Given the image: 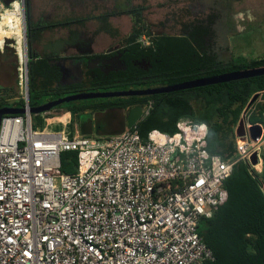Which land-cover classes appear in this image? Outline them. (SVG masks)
<instances>
[{
	"label": "built area",
	"instance_id": "obj_1",
	"mask_svg": "<svg viewBox=\"0 0 264 264\" xmlns=\"http://www.w3.org/2000/svg\"><path fill=\"white\" fill-rule=\"evenodd\" d=\"M139 42L146 46L149 36ZM26 112L0 117V264H205L200 234L228 199L225 181L261 147L246 127L239 158L207 149L205 124L182 118L169 134L137 126L103 137L33 127L28 64L19 68ZM150 113L152 102L144 107ZM63 121V120H62ZM68 121L64 125H68ZM76 152V172L61 154ZM257 153L258 163L251 157Z\"/></svg>",
	"mask_w": 264,
	"mask_h": 264
},
{
	"label": "trees",
	"instance_id": "obj_2",
	"mask_svg": "<svg viewBox=\"0 0 264 264\" xmlns=\"http://www.w3.org/2000/svg\"><path fill=\"white\" fill-rule=\"evenodd\" d=\"M1 1L7 8L13 2ZM145 1L95 17L36 21L32 18V1L25 0L30 107L40 105L35 102L37 97H63L67 93L89 92L87 87L130 84H153V87H159L237 70L264 67V55L218 59L210 51L207 41L212 33L211 27L204 23H197L187 33L152 37V32L145 24L144 14L148 10ZM13 13L16 12H9ZM116 13L129 15L133 22L129 35L123 41L127 69L106 75L97 70L94 77L84 84L61 85V70L52 63L61 57L54 53H38L35 48L44 33L67 29L71 40H75L80 34L78 27H83L87 21L95 19L100 24L97 32L117 34L118 30L110 24V18ZM212 21L213 15L210 16V22ZM2 25L4 23L1 21L0 29ZM7 29L11 34H15L11 27ZM142 35L152 37L150 46L143 47L139 42ZM19 41L22 43V37ZM142 58H147L152 67L146 70L134 64L133 60ZM7 89L1 88L3 92ZM256 94H259L258 98L248 106ZM10 98L12 97L7 99ZM7 99L0 101V108L25 106L23 99L13 104ZM150 102V113L136 125L143 139L146 140L152 130L173 134L178 130V122L182 118H191L195 123L207 126V149L211 154L221 155L227 161L236 160L240 153L237 144L239 138L235 131L240 120L243 118L246 125L264 126V75L152 96L92 99L89 103L71 102L58 107L67 108L66 113L71 112V124L80 112L94 113L97 121L95 129L99 133L103 129L102 122L114 118L118 120V113L121 115L118 120L121 128L113 132L116 135L129 129L125 115L128 110L136 106L145 107ZM44 114L32 115L33 127H43L45 118L53 117ZM79 126L83 136L93 134V124L90 121H79ZM87 127L89 131L84 132ZM77 159L76 152L62 153V172L75 173ZM224 185L228 191L227 201L215 210L211 218L201 220L200 234L214 254V260L205 264H264V174L252 168L247 160L240 159L234 164L232 175Z\"/></svg>",
	"mask_w": 264,
	"mask_h": 264
},
{
	"label": "rangeland",
	"instance_id": "obj_3",
	"mask_svg": "<svg viewBox=\"0 0 264 264\" xmlns=\"http://www.w3.org/2000/svg\"><path fill=\"white\" fill-rule=\"evenodd\" d=\"M9 8L0 0V22L2 21L4 25H2L0 29V101L8 97H12L7 99L10 104L14 102H19L22 100L24 92L20 88L19 84V68L21 64L25 63V58L23 55V46L20 43L19 38L22 37L23 33V23H24V5L22 0H12ZM100 1V4H99ZM32 0L34 7L36 8L37 3L41 4H49L50 11H45L41 13L40 11H35L36 14H42L44 18L51 20H61L67 17H86L92 16L100 13L102 11V7L106 8L109 5L106 4L107 1L104 0ZM178 2V0H175ZM188 0H180L182 4L180 7L184 6ZM119 8L125 7L126 4L132 3L133 0H118ZM165 0H150L149 8L146 13V17L154 22V28L167 30L171 35L181 34L183 27H180V24L174 25L173 23L168 24L167 26H163V21H166V16L169 15L170 12H175L174 9L172 11L164 8L163 3ZM25 3V2H24ZM220 5H223V11L227 10L224 14L225 19L220 20L216 25L213 49L216 53H218L219 58L221 60H227L236 56L243 57H260L264 55V0H220ZM179 9V8H178ZM14 10L13 14H9L10 11ZM23 11V17H22ZM178 11V10H177ZM181 15H185V18L191 16V12L189 10H181L179 11ZM206 16H201V19ZM185 18H180V20H185ZM158 20L161 21L158 24ZM122 33H124V37L130 33V24L127 19H121ZM94 26H97L96 21L92 19L89 21L86 26L83 28L78 27V31L84 33L86 35L92 34V30H94ZM7 27H11L15 30V34H11ZM77 28V27H75ZM85 30V32H83ZM46 39L40 44H36L35 48L38 53H49L47 50V45L50 38H61L69 35V31L67 29H58L52 32H45ZM66 41V40H65ZM63 44V45H62ZM115 45V44H114ZM47 46V47H46ZM49 50L57 51L58 56L65 49L69 52L67 43H56L50 45ZM25 47V44H24ZM46 47V48H45ZM45 48V49H44ZM62 55V54H61ZM8 88L7 91L3 92L1 88ZM145 87H153V84H130V85H110V86H100L95 88L87 87L86 90L89 92H114L120 90H130V89H143ZM158 87V86H156ZM71 95V93H67L65 96ZM64 97V96H63ZM59 95H52L49 97H37L35 99L36 103H46L49 102L46 99L56 100ZM26 103V100L23 99ZM91 100H81L75 101L74 104L80 103H89ZM11 107V106H6ZM64 112H68V109L65 107L55 108L47 113L44 116H58L60 117ZM124 114V113H123ZM116 116L120 119L121 115L116 113ZM120 116V117H119ZM57 119V118H56ZM118 119V120H119ZM115 118L112 119L114 122H118ZM65 121H69V116H67L66 120H61L60 122H51L45 123L44 127H48L50 130L54 131H62L68 130L71 133L74 131V123H78V121H87L93 124V133L94 137H103V134L96 133L95 127L97 126V121L94 113L80 112L76 115L74 123L70 122L68 125H64ZM104 124V123H103ZM121 128L120 124L118 127L114 128L113 131H118ZM237 128V127H236ZM264 128V126H263ZM73 134V133H72ZM114 134V133H113ZM264 140V134H263ZM240 140H238V143ZM261 155V165L257 167V169L261 172L260 174H264V142L260 151Z\"/></svg>",
	"mask_w": 264,
	"mask_h": 264
},
{
	"label": "flooded vegetation",
	"instance_id": "obj_4",
	"mask_svg": "<svg viewBox=\"0 0 264 264\" xmlns=\"http://www.w3.org/2000/svg\"><path fill=\"white\" fill-rule=\"evenodd\" d=\"M141 2L143 0H140ZM150 0H146L145 3L148 5L149 8V2ZM176 2L175 0H165L163 5L165 6L164 8H167L168 10L172 11L171 9H174L175 12H170L168 16H166V21L163 20H158V24L163 21L162 25L167 26L170 23H173L174 25L180 24V27H183L182 33L184 32H189L194 25L197 23H204L206 25H210L212 33L210 37L207 38V41L209 42V48L210 51L217 56L218 59L219 55L216 53L213 49V45L211 43L214 42V36H215V30H216V25L220 20L225 19V11L222 13L223 5H220V0H188L186 3H184V6L182 8L180 5L182 4L181 2ZM133 6L137 5L136 0H133L132 3H129L128 5L126 4L125 7L121 9H125L128 6ZM179 8V9H178ZM121 9L108 12V13H113L117 12ZM189 10L191 12V16L188 18H185V15H181L179 11L181 10ZM178 10V11H177ZM148 11V10H147ZM146 11V12H147ZM125 15V14H123ZM118 13L113 15L111 18H120L121 16ZM145 15V24L149 27V30L152 32V37L155 36H162V35H171L170 33L167 32V30H163L160 28H154V22H152L150 19L146 17ZM214 16V21L210 22V16ZM129 16V15H127ZM201 16H206L201 19ZM130 17V16H129ZM185 18V20H180V18ZM110 18V19H111ZM131 18V17H130ZM132 20V18H131ZM92 21V20H89ZM87 21V22H89ZM133 25V22H132ZM189 27V28H188ZM118 30V29H117ZM100 33V32H99ZM83 35V33L80 32L79 36ZM117 36H120L119 30L118 33L116 34ZM129 35V34H128ZM127 35V36H128ZM174 35V34H173ZM152 37H149V44L143 47L150 46L152 44ZM126 36L124 37V39ZM118 45H112V47L108 48V52L106 54H100V55H92V56H85V55H80L76 57H66V58H61L59 59L61 68L64 70L65 77L63 78V74L61 77L60 82L62 83H67L64 84L65 86H71V85H78V84H84L86 83L89 78H93L95 75V72L98 70L100 72H103L105 75L110 74L113 72H119L120 70H126L127 69V64H126V59H125V45H123V41ZM147 58H142L141 60L135 59L134 64L139 65L146 70L149 69V67H152L150 61L146 60ZM82 70V77L78 75L79 70ZM61 70V69H60ZM62 71V70H61ZM75 81H80V82H75Z\"/></svg>",
	"mask_w": 264,
	"mask_h": 264
},
{
	"label": "water",
	"instance_id": "obj_5",
	"mask_svg": "<svg viewBox=\"0 0 264 264\" xmlns=\"http://www.w3.org/2000/svg\"><path fill=\"white\" fill-rule=\"evenodd\" d=\"M23 4H25V0H22ZM24 38H25V57L28 64V53H27V24H26V15H25V5H24ZM59 60H53L52 63L57 65L62 71L63 78L65 77L64 70L61 68ZM78 75L82 77V70L80 68ZM264 75V67L259 68H251V69H244V70H237L229 73L219 74L215 76L210 77H203L198 78L194 80H188L176 84L166 85V86H159V87H152V88H143V89H130V90H120V91H114V92H81V93H75L68 96H64L61 98H58L56 100H52L43 104H40L38 106L30 107V113L32 115L35 114H44L47 113L58 106L75 102V101H81V100H92V99H106V98H117V97H130V96H152L156 94H162V93H171L176 92L180 90H186V89H193L197 87L212 85V84H219L224 82H230V81H236L246 78H252L257 76H263ZM80 82V81H75ZM60 84H62L60 82ZM67 84V83H63ZM29 94V93H28ZM259 94H256L251 101L249 102L250 106L257 98ZM144 106H136L131 108L128 111L127 115V123L128 128L131 129L135 127L145 116L144 112ZM26 112L25 107H3L0 108V117L3 115H20L24 114ZM246 127L244 119L242 118L240 122L238 123V126L236 128V136L243 140V137L246 133ZM248 131L250 133L251 139L254 141H259L263 134H264V128L260 124H254L249 126ZM252 164L258 163L257 153H254L251 157Z\"/></svg>",
	"mask_w": 264,
	"mask_h": 264
},
{
	"label": "crops",
	"instance_id": "obj_6",
	"mask_svg": "<svg viewBox=\"0 0 264 264\" xmlns=\"http://www.w3.org/2000/svg\"><path fill=\"white\" fill-rule=\"evenodd\" d=\"M97 1H99V0H97ZM104 1H107L106 4L109 5V7L108 6L106 8L102 7V11L100 13H98L96 15H92V16H86V17H95V16H98V15L103 14V13H108V12H112V11L123 8V7L119 8L118 0H104ZM136 3L139 4L142 2L140 0H136ZM99 4H100V1H99ZM35 11H40L41 13H43L45 11H50L49 4L47 5V4L37 3L36 8H35L34 4L31 3V13H32V18L36 21H38V20L50 21L51 20V19L44 18V16H42V14H36ZM86 17H76L75 16L73 18H86ZM121 19H122V21H123V19H127L129 21L130 31H131L132 20L127 15L121 16L120 18H118V20L115 17L110 19V24L112 25L113 28L119 30L120 36H117L116 34H109L105 31H100V33L97 32L99 27H100V24L97 20L94 19V21H96V23H97V26L96 27L94 26V30H92L93 31L92 34L86 35L83 33V35L78 36L75 40L74 39L71 40L72 37L70 36V34L66 36V39H65V37H62L64 40H62L59 37H57V38L52 37L49 40H47L49 42V44L47 45L48 47L46 46L47 50L49 51V53H58V50L57 51L49 50L48 48L52 47L50 45L56 44V43H67V44H69L68 48H70L69 52L64 49L59 55L61 58H66V57H73L74 58V57L80 56V55L81 56L82 55H85V56L94 55V56H96V55H100V54H106L108 52L107 50H109L108 48L112 47V45H114V44H116V45H118V43L120 44L122 42V40L124 39V33H122V27H120L122 24ZM55 20H57V19H55ZM87 23L88 22L85 23L83 28L86 26ZM83 32H85V30H83ZM79 33H80V31H79ZM46 37L47 36L44 33L42 39L40 40V42L38 44H40L41 42L43 43L45 41ZM63 114H66V112H64ZM125 115H126V121H127L128 112H126ZM53 118H55V119H53L51 122L56 121L58 123L61 121L58 119L59 117L56 115L53 116ZM70 121H72V116H71V112L69 111V121L68 122H70ZM74 124H75V126H74L75 132H72V133L73 134L78 133V134L83 135L81 132L80 126H79V121H78V123H74ZM102 124H103V127H102L103 129H102L100 134H103V136L114 135L113 134V132H115V131H113L114 128L118 127L119 124L121 125L120 122H114L112 120H105L102 122ZM88 131H89L88 127L86 129H84V132H88ZM96 133H99V132H96ZM90 136H95V135L93 133Z\"/></svg>",
	"mask_w": 264,
	"mask_h": 264
},
{
	"label": "bare ground",
	"instance_id": "obj_7",
	"mask_svg": "<svg viewBox=\"0 0 264 264\" xmlns=\"http://www.w3.org/2000/svg\"><path fill=\"white\" fill-rule=\"evenodd\" d=\"M22 17H23V11H22ZM24 44H25V38H24V23H23L22 46H23V55H24L25 62H26V57H25V47H24ZM67 116H69V113L63 114V115H62L61 117H59L58 119H59V120H66ZM53 119H55V118H53V117H50V118L46 117V118H45V122L48 123L49 121H52Z\"/></svg>",
	"mask_w": 264,
	"mask_h": 264
}]
</instances>
